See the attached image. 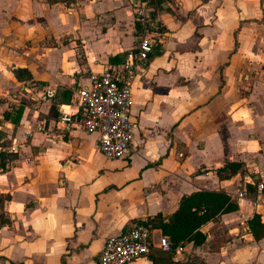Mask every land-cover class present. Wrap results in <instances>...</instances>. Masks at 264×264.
Segmentation results:
<instances>
[{
  "label": "crops",
  "instance_id": "0c3cea01",
  "mask_svg": "<svg viewBox=\"0 0 264 264\" xmlns=\"http://www.w3.org/2000/svg\"><path fill=\"white\" fill-rule=\"evenodd\" d=\"M136 1L0 0V264H96L108 236L166 218L196 190L224 191L237 208L172 260L264 264V234L248 224L264 225V0H154L161 29L131 86L123 158H104L96 133L55 126L75 111L71 90L135 45ZM46 87L51 100L37 96ZM227 161L241 168L219 176Z\"/></svg>",
  "mask_w": 264,
  "mask_h": 264
},
{
  "label": "built area",
  "instance_id": "2783aa9c",
  "mask_svg": "<svg viewBox=\"0 0 264 264\" xmlns=\"http://www.w3.org/2000/svg\"><path fill=\"white\" fill-rule=\"evenodd\" d=\"M151 1L138 0L134 4L139 36L123 61L106 67L98 74L91 73L88 84L73 88L70 101L75 105V111L61 109L54 122L61 131L80 126L87 133H96L99 150L106 159L123 158L132 144L131 86L138 68L152 52L153 33L156 31ZM37 96L41 100H51L54 91L46 87ZM155 247L168 249L167 236L159 235L155 243L146 221H135L105 239L96 264H128L147 255ZM175 249L176 252L181 251V244Z\"/></svg>",
  "mask_w": 264,
  "mask_h": 264
},
{
  "label": "trees",
  "instance_id": "16d2710c",
  "mask_svg": "<svg viewBox=\"0 0 264 264\" xmlns=\"http://www.w3.org/2000/svg\"><path fill=\"white\" fill-rule=\"evenodd\" d=\"M161 1L163 0H157V2ZM151 2L153 3L154 0ZM156 29L161 28L156 27ZM3 116L10 117L8 112H4ZM18 118L19 116L12 119L16 122ZM0 165L4 167V163ZM241 165L242 163L238 161H227L217 169V173L219 176L227 177L236 173ZM236 208L237 204L224 191L196 190L183 194L177 208L170 215L165 218L157 214L146 222L151 228H159L161 234L167 236L169 240V248L165 250L166 258L152 257L151 264H180L179 261L172 260L176 246L185 242H192L195 245L202 244L206 236L200 227L218 215L234 211ZM248 224L255 238L258 239L264 234V225L259 222L257 216L248 220Z\"/></svg>",
  "mask_w": 264,
  "mask_h": 264
},
{
  "label": "rangeland",
  "instance_id": "374dc122",
  "mask_svg": "<svg viewBox=\"0 0 264 264\" xmlns=\"http://www.w3.org/2000/svg\"><path fill=\"white\" fill-rule=\"evenodd\" d=\"M3 98H6V97H3ZM2 99V96L0 97V100ZM40 101V100H39ZM35 102H37V101H35ZM11 116H14L15 114H16V110L15 109H12V111H11ZM154 254L155 255H157L158 257H162V258H166V253H165V251H161V250H156V251H154Z\"/></svg>",
  "mask_w": 264,
  "mask_h": 264
}]
</instances>
